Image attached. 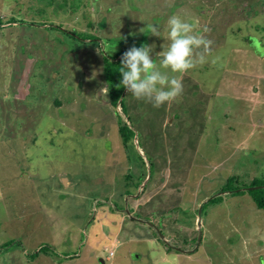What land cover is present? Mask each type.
<instances>
[{"label":"rangeland","instance_id":"obj_1","mask_svg":"<svg viewBox=\"0 0 264 264\" xmlns=\"http://www.w3.org/2000/svg\"><path fill=\"white\" fill-rule=\"evenodd\" d=\"M172 16L214 41L208 62L182 75L185 100L133 105L125 91L127 117L99 93L103 58L153 45L158 63ZM8 21L18 27L0 45V77L21 73L11 54L31 63L16 90L0 80V246L13 238L33 255L56 240L78 258L42 264H102L95 252L115 237L113 264L138 253L147 264H264V211L247 195L264 180V0H0ZM117 120L132 133L124 145ZM227 186L242 195L204 204ZM121 217L149 234L139 225L131 237ZM57 227L64 241L51 238ZM8 251L0 264H23Z\"/></svg>","mask_w":264,"mask_h":264},{"label":"clouds","instance_id":"obj_2","mask_svg":"<svg viewBox=\"0 0 264 264\" xmlns=\"http://www.w3.org/2000/svg\"><path fill=\"white\" fill-rule=\"evenodd\" d=\"M167 27L168 44L159 52L158 63L152 56L153 45L131 46L122 54L120 62V84L123 88L134 99L143 100L155 108L176 100L182 94V75L207 63L214 43L203 34H196L194 25L179 16L170 17ZM150 33L160 37L156 25L150 26ZM108 92L107 84L99 91L104 97Z\"/></svg>","mask_w":264,"mask_h":264},{"label":"crops","instance_id":"obj_3","mask_svg":"<svg viewBox=\"0 0 264 264\" xmlns=\"http://www.w3.org/2000/svg\"><path fill=\"white\" fill-rule=\"evenodd\" d=\"M25 23V22H24ZM23 22H21L20 21V24H24ZM26 23H30V22H26ZM38 25H40V24H38ZM18 27V25H16V23L15 22H3V23H1L0 22V45H3V44H7V42L8 43H11L9 40H8V37H10V34H6L5 35V32H13V31H10V29H12V28H17ZM21 29H17V31H20ZM15 33H17V32H15ZM14 33V34H15ZM13 37H14V35H13ZM13 41V40H12ZM14 48H15V44H14ZM15 54H16V49H15ZM18 58V61L16 60ZM16 58V56L14 57V54H11V58L9 59L10 60V62H11V64H15V65H20V74L18 75V78H16V80H15V82H14V80H13V78H12V76H11V68L9 67L8 68V72H7V76H8V78H4V76H3V70L1 71V77H0V80H1V88H2V90L4 91V85H6L8 82L9 83H12V87H13V90H16V87L18 86V84H15V83H17L20 79H21V77H22V75H23V72H24V69L26 70V66L25 65H21L20 64V62L21 61H25V60H20V57L18 56ZM30 62V61H29ZM22 63V62H21ZM4 64L5 63H3V66H4ZM15 65L12 67V70H14V67H15ZM13 72V71H12ZM22 80V79H21ZM185 82V81H184ZM187 83H190V84H192L191 83V80L189 81V82H187ZM4 84V85H3ZM126 91V90H125ZM5 92V91H4ZM7 93V92H6ZM183 93H185V92H183ZM5 94V93H4ZM4 94H3V96H4ZM14 95H15V93H14ZM17 95V94H16ZM125 95H127V94H125L124 93V96ZM16 97V96H15ZM187 98V95H180V97H178V99H183V100H185ZM130 99L131 98H129V101H130ZM136 99H134L133 98V100H132V102H133V105H135L134 104V101H135ZM132 107V106H131ZM130 107V108H131ZM130 108H128L127 107V105H126V101H125V108H124V111H125V115L127 116V117H130V113H131V109ZM122 113V112H121ZM123 115H124V113H123ZM63 180V179H62ZM25 179H23V183H25ZM67 184H68V182H67ZM41 191V192H40ZM40 193H42V194H46L47 193V191H45L44 189H39L38 188V191H37V194H40ZM219 204V203H218ZM18 207L22 210V209H24V208H22L21 206H19L18 205ZM23 212V211H22ZM131 219V221H126L125 220V217H123V219H122V217H121V220L120 221H122V222H120L121 224H124V223H126V225L128 224V225H130V232H131V237L132 236H138L137 235V227H140L139 225H142L141 226V229L142 230H144V232H145V234L146 235H148L149 234V232H148V230L146 229V223L145 222H143V221H141V220H139V219H135V218H133V217H130ZM126 221V222H125ZM8 229V228H7ZM58 231H60V228H56ZM121 228H119V230H120ZM141 230V231H142ZM145 230H147V231H145ZM141 234H142V232H141ZM56 236H58L59 237V239H60V241H64L65 240V238H64V235H61V231L60 232H57L56 234H54L53 236H51V238H55ZM69 237L68 238H66V241L68 242V243H70L69 242ZM52 240V239H51ZM71 240H72V242L73 243H77L78 242V238L76 237H71ZM107 240L108 241H106L105 243H107L108 242V244H106L107 245V247H103L102 248V250H104L103 252H95V255L98 257V259L102 262V264H105V263H107V264H113V262L111 261V258L113 257V253H114V248H115V245H116V242H117V240H115V237H112L111 239H108L107 238ZM134 242H139V243H144V240H147V239H141V237H134L133 239H132ZM151 241L152 242H158L156 239H151ZM162 242H164V240L162 241ZM164 243H166L167 244V242H164ZM50 245H51V247L53 246V245H58V244H63V243H60L59 241H54V240H52V243H49ZM42 245H47V244H40L39 246H38V248L40 247V246H42ZM49 245V246H50ZM169 245V244H168ZM54 247V246H53ZM52 247V248H53ZM110 247H112V249L110 248ZM38 248L35 250V251H33V253H36L37 252V250H38ZM11 250V251H8V253H9V255H12V256H15V254L16 253H18V256L23 260V264H33V261L35 260V259H37L38 258V263L39 264H42V259H44V260H51L50 258H54V259H57V260H61L60 258H62V260L61 261H63V260H65V259H67V260H71V259H76V258H78V254H72V255H68V254H63V253H59V252H57L56 250H54V252L56 253V256L57 257H55V256H49V255H43V254H40V253H38L37 255H34V257H31L30 255V253H26L27 251H26V248L24 247V246H22L21 247V244H20V241H18V240H14L13 238H9V241H7L6 243H3L1 246H0V250L2 251V250ZM103 253L105 254V256H103ZM182 254H185V252H177V253H175L174 255H173V257H175V258H177V257H183V255ZM95 255H94V261H95ZM101 255L103 256V258H101ZM156 255H158L157 256V258H160V259H162V260H164V258H168V255H170V253H169V251H167V250H165L164 248H161V252H160V254H156ZM64 256H72V258L71 259H68V258H64ZM42 257H44V258H42ZM145 256H143L141 253H138L137 255H136V257H135V260H134V262H132V264H147V262H146V260H145V258H144ZM188 257H190V256H188ZM262 259V262L264 263V257H261ZM51 261H53V260H51ZM58 262H60V261H58ZM166 263V262H165ZM123 264H125V263H123Z\"/></svg>","mask_w":264,"mask_h":264},{"label":"trees","instance_id":"obj_4","mask_svg":"<svg viewBox=\"0 0 264 264\" xmlns=\"http://www.w3.org/2000/svg\"><path fill=\"white\" fill-rule=\"evenodd\" d=\"M55 30L59 31L58 26H54L53 27ZM62 34H66L72 38H74V36L77 37L78 42H81V36L76 35L74 33H69L66 32L65 30H61ZM122 52L121 53H117L116 55L110 57L107 56L105 58H103L102 61V76H103V81L104 84H107L109 87V100H110V105L113 107V109L115 108H120L122 114H125L124 108L125 105L123 104L124 101V92L125 89L123 88V85L120 84L121 81V76H120V62H121V57L122 56ZM23 64L28 67L29 63L28 61H21ZM24 75V73H23ZM23 78V76L21 77V79ZM118 114V112H117ZM117 133L119 135L120 141L122 142V144L124 145L129 138L132 137V133L131 131H128L127 127L125 124H121L120 120H117ZM250 185L248 186V192L247 195L249 196L251 202L253 203V205L255 206L256 209L258 210H262L264 211V180L262 179H256L253 178L251 180V182L249 183ZM245 189V188H243ZM224 193H230V195L235 196V195H242V193L239 191V188L235 187V186H231V187H224L222 188L217 194H214L213 197L208 198L204 204H208V205H215L218 204L219 202H217V199H220V194H224ZM216 198V199H215ZM203 204V205H204ZM202 205V207H203ZM201 207V208H202ZM201 210V209H200ZM38 253L43 254V255H49V256H56V253L54 252V249L52 247H50L49 245H42L39 247V249L37 250V252L33 255H31V257H34V255H37ZM64 258H68L71 259L72 256H64Z\"/></svg>","mask_w":264,"mask_h":264},{"label":"water","instance_id":"obj_5","mask_svg":"<svg viewBox=\"0 0 264 264\" xmlns=\"http://www.w3.org/2000/svg\"><path fill=\"white\" fill-rule=\"evenodd\" d=\"M64 180V179H63ZM160 239H162V236H160ZM198 239H199V237H198Z\"/></svg>","mask_w":264,"mask_h":264}]
</instances>
